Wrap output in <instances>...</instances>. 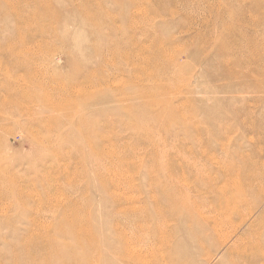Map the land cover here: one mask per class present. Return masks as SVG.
I'll return each instance as SVG.
<instances>
[{
  "label": "rangeland",
  "instance_id": "1",
  "mask_svg": "<svg viewBox=\"0 0 264 264\" xmlns=\"http://www.w3.org/2000/svg\"><path fill=\"white\" fill-rule=\"evenodd\" d=\"M250 167L264 0H0V264H264V178L206 236Z\"/></svg>",
  "mask_w": 264,
  "mask_h": 264
},
{
  "label": "bare ground",
  "instance_id": "2",
  "mask_svg": "<svg viewBox=\"0 0 264 264\" xmlns=\"http://www.w3.org/2000/svg\"><path fill=\"white\" fill-rule=\"evenodd\" d=\"M259 177L264 178V170L250 167L247 169L246 174L243 177V182L236 184L233 190L225 192V194L223 195V204L221 206L223 207V214L221 216L222 220L217 225H214L212 229H209L212 232L211 234H206V236H208L207 238L210 241L215 239L213 234H215V236L216 234H220V236L223 237V240L229 239L231 235L236 232L237 225L230 228V233H223L221 230L223 229V227H225V224L229 225L230 223L234 222V219L238 218H242L240 220L246 219L247 215H249V213L252 212L253 209L258 207V204L249 202V199H245L244 197L240 196V193L238 194L237 192L238 188L241 189L242 185L246 186L248 191L252 192V190L255 188L254 184H259ZM232 197L238 198V201H233ZM203 232H207L205 231V228H203ZM118 238L122 240L120 241V246H110V250L114 254V256L116 255L117 258H119L120 261L125 264H134L141 261V259L143 258H150L146 262L150 263L151 261L152 264H159L161 258V264H187L190 259V257L183 255L174 258L168 255L167 258H163L162 252L158 254L156 252V249L151 248H148V250L145 251L144 255H140V252H138L137 250L138 248H135V246H133V243L140 241L138 237H127L126 239H124L125 237L121 235Z\"/></svg>",
  "mask_w": 264,
  "mask_h": 264
}]
</instances>
